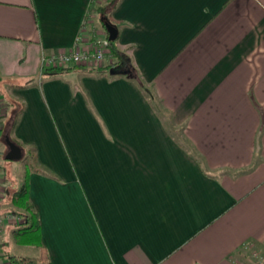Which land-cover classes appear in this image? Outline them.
<instances>
[{"label":"crops","instance_id":"0c3cea01","mask_svg":"<svg viewBox=\"0 0 264 264\" xmlns=\"http://www.w3.org/2000/svg\"><path fill=\"white\" fill-rule=\"evenodd\" d=\"M88 2L0 0V128L8 93L24 103L13 135L56 175L27 173L39 230L18 241L4 218L0 264L23 254L8 237L24 255L42 243L51 264H257L246 253L264 257V0L118 2L116 45L162 116L124 76L45 72L44 54L87 35ZM1 171L3 216L22 179L5 193Z\"/></svg>","mask_w":264,"mask_h":264},{"label":"trees","instance_id":"16d2710c","mask_svg":"<svg viewBox=\"0 0 264 264\" xmlns=\"http://www.w3.org/2000/svg\"><path fill=\"white\" fill-rule=\"evenodd\" d=\"M119 1L120 0H106L103 3H97L96 0H89L84 17L87 18L90 11L95 10L99 14L106 15L111 21L114 22L111 14ZM117 38L118 36L116 37V39H114L113 42L110 43V56L112 59L99 68L93 67V72L98 74H106L109 76H124L134 81L137 87L145 94L147 99H149V101L153 105L155 112L159 116H162L163 110L156 93L154 92L151 85L147 84L143 80L139 69L133 63L130 55L117 47ZM67 67L68 66L66 65H54L47 66L44 69L45 72H50V74H53L58 73L59 71H62ZM29 81H27L26 83L9 82V84L22 86L24 84H27ZM3 96L8 104L12 107L9 124L6 129V133H4V140L5 134H8L9 138L12 141L21 146L23 156H25L24 165L26 168V172L23 175L21 183L17 188L10 191L5 196V201L3 202L5 203V207L8 208V212L17 214L22 218V220L13 227V232L16 235V239L18 241L32 243V240L35 239L39 230V218L37 210L28 197L27 173L29 171H37L52 177H55L56 175L39 165L37 161L35 145L23 146L21 142L13 135L14 127L24 108V103L10 96L8 93H3ZM37 246L39 251L36 255L6 253L5 255L9 261L8 264H51L47 248L40 242L37 244Z\"/></svg>","mask_w":264,"mask_h":264},{"label":"rangeland","instance_id":"374dc122","mask_svg":"<svg viewBox=\"0 0 264 264\" xmlns=\"http://www.w3.org/2000/svg\"><path fill=\"white\" fill-rule=\"evenodd\" d=\"M97 3H103L105 2L102 0H96ZM89 17L86 18L85 21V26L88 29L87 34L89 33V31L95 29H99L97 30L98 34L99 32H101L100 30H103V26L101 25V22L99 21L98 17H99V13H97L95 10H91L89 13ZM102 33V32H101ZM88 35H86V37H88ZM103 59L100 61L102 62ZM85 66L86 68H91L93 69V67L95 66V63L93 64H88V65H82ZM6 100V99H5ZM7 101L3 102V108H2V113L5 114V116L2 118V126L0 128V171L3 173V177L7 179L8 182L5 183L6 188H5V193L9 190L14 189L19 180L22 179V177L20 176L22 168L24 167V163H25V159L24 156L18 159H5L4 158V154L7 151V144L4 140V133H6V129L8 127L9 124V118L12 112V107L8 104ZM174 121L169 117L167 118V123L169 125H171ZM179 127V126H178ZM175 128L178 129L177 130V134L179 136V138H182V133L180 132L179 128ZM20 176V177H19ZM1 183L3 184V182L1 181ZM7 245L8 248L10 249L11 252H19V253H23V254H30V251L28 249H31L30 246H24L22 244L17 245L13 242V239H11L10 237L7 238ZM245 253L247 252L244 249ZM250 251H252V253H249ZM251 254L252 257L255 258L254 262L257 264H261L264 263V257L260 251V254L258 253V251H256L253 247H250V250L248 251V253H246V255ZM253 258V259H254ZM257 258V259H256Z\"/></svg>","mask_w":264,"mask_h":264},{"label":"built area","instance_id":"2783aa9c","mask_svg":"<svg viewBox=\"0 0 264 264\" xmlns=\"http://www.w3.org/2000/svg\"><path fill=\"white\" fill-rule=\"evenodd\" d=\"M90 15V14H89ZM88 15V17H89ZM86 18H83V25L85 24ZM99 29H93L89 31V36H77L76 43L69 49L62 51H55L51 53L44 54L42 56L43 63L54 66V65H88V64H98L100 61L105 59L107 55L110 54V41L107 37V32L103 28L97 33ZM87 34V35H88ZM1 178H0V190H1ZM10 217L13 219L14 223H19L22 218L14 213L7 212L3 216L0 215V222L4 218Z\"/></svg>","mask_w":264,"mask_h":264},{"label":"water","instance_id":"95a60500","mask_svg":"<svg viewBox=\"0 0 264 264\" xmlns=\"http://www.w3.org/2000/svg\"><path fill=\"white\" fill-rule=\"evenodd\" d=\"M99 21L107 32V37L110 41H114L118 36V26L112 22L106 15L100 14ZM5 142L7 144V151L4 154L5 159H18L22 157V148L19 144L12 141L8 134H5Z\"/></svg>","mask_w":264,"mask_h":264}]
</instances>
